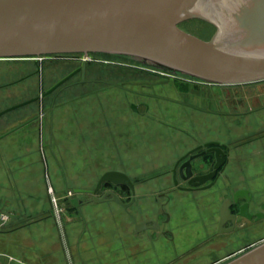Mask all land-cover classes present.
<instances>
[{
    "label": "crops",
    "instance_id": "1",
    "mask_svg": "<svg viewBox=\"0 0 264 264\" xmlns=\"http://www.w3.org/2000/svg\"><path fill=\"white\" fill-rule=\"evenodd\" d=\"M102 68L93 66L89 69V80L84 84H106L119 89L117 83L104 78L109 76L111 70ZM103 71L107 74L103 75ZM214 93L217 92L212 88L205 93L191 89L177 91L179 103L197 112L202 118L196 122L192 118L191 127H195L193 132L180 128L179 132L183 136L176 140L175 147L180 145L181 150L174 155V161L192 148L195 140L225 143L231 149L225 168L231 187L248 189L252 196L250 210L264 213V97L259 95L253 99L250 102L253 107L240 108L239 104L230 103L224 95ZM90 95L93 92L71 96L58 107L54 105L53 99L51 108H38V113L31 116L24 112L10 124L0 127V264H143L139 259L145 257L148 260L151 248L156 249L152 254L164 259H167L164 255L166 252H172L173 256L167 264H209L216 257H222L244 246L252 248L264 241V219L258 222L239 219L233 232L216 235L218 203L208 206L199 202L197 207L188 203L179 210L170 209V205L174 204L171 193L179 191L172 190L171 175L166 171L157 176L166 175L172 186L148 193L143 184L154 176L140 178L132 173L129 175L124 167H102L98 179L107 171H118L126 174L133 182L134 201L123 208L109 199L94 203L90 195L74 193V189H93L98 180L77 183L76 177L82 172L70 175L74 171L68 172L62 167L63 178L56 176L57 183L54 185L50 182L47 188L50 196L48 203V199L41 196V188L44 186L42 180H39L40 189L34 183L36 168L31 166V147L39 144L43 130L45 134L49 132L52 141L60 138L62 147L69 149L73 144L68 130L74 125L81 132L95 133L94 127L74 123V110L61 109L67 101ZM47 96L35 102L41 105L43 98ZM129 104L130 102L127 105ZM135 107L134 113L141 117L145 115L146 111H139ZM144 108L147 110L148 105ZM39 115H43L42 120ZM192 116L193 113L190 117ZM238 127L239 131L235 130ZM110 128L106 127L109 132ZM84 142L77 146L80 152L90 143L86 140ZM116 158V154L93 157L97 165ZM122 159L127 161L126 157ZM80 161L85 162L86 158H81ZM110 187L114 188V193L123 203L130 202L131 193L124 186L104 185V190L98 196ZM54 191H58L60 195L65 194L64 197L72 191L70 199L76 198L80 202L79 207L75 208L66 197L67 205H60L59 208L57 204L55 208L52 202L56 197ZM160 193H167L170 201H160ZM150 197L156 202L152 207L148 206ZM161 204H164L165 210L170 214L169 228L173 231V240L155 237L151 241L150 235L144 231L135 233L134 224L155 218ZM96 205L115 206L118 213L96 212ZM199 209H203L202 214L201 211L198 212ZM4 216L7 217L6 220L2 219ZM211 237L212 241L208 242Z\"/></svg>",
    "mask_w": 264,
    "mask_h": 264
},
{
    "label": "water",
    "instance_id": "2",
    "mask_svg": "<svg viewBox=\"0 0 264 264\" xmlns=\"http://www.w3.org/2000/svg\"><path fill=\"white\" fill-rule=\"evenodd\" d=\"M191 20L212 25L215 31L211 38L202 40L179 28V24ZM75 53L129 57L216 86L261 82L264 81V0H0V59ZM74 73L38 97L1 112L0 116L51 94ZM83 77L84 68L82 80ZM132 109L136 107L132 105ZM195 150L181 157L172 168V184L178 189L203 186L213 179L223 162L222 150L211 148L207 151L215 154L213 170L195 176L191 161L199 155H189ZM186 157L188 160L178 169L179 178L188 185L182 188L177 185L175 169ZM106 184L127 187L132 196L130 202L123 203L113 191L98 196ZM74 193L88 194L94 203L109 199L123 208L134 201L133 182L118 171H107L93 189H74ZM239 198H244L245 203L239 207L238 216L250 220L248 191H236L233 202ZM70 203L75 208L80 205L76 198L70 199ZM229 205L226 199L220 207L218 234L233 230L222 228L226 221L233 224L236 218L229 214ZM261 218V214L256 215V220ZM146 227V222L135 225L136 230ZM156 227L153 222V228ZM224 264H264V241Z\"/></svg>",
    "mask_w": 264,
    "mask_h": 264
},
{
    "label": "rangeland",
    "instance_id": "3",
    "mask_svg": "<svg viewBox=\"0 0 264 264\" xmlns=\"http://www.w3.org/2000/svg\"><path fill=\"white\" fill-rule=\"evenodd\" d=\"M179 28L202 40H209L215 31L212 25L199 20L183 22L179 24ZM88 58L99 62L100 68L110 69L109 76H104V78L117 83L116 86L119 89L106 84H81L76 75L51 95L43 98L41 105L34 102L0 116V127H2L21 117L24 112H28V116H31L38 113V108H51L53 99L55 100L54 105L58 107L62 101L71 96L93 92V95L85 98L67 101L61 109L74 110L76 112L72 117L75 118L74 123L94 127L95 133L81 132L76 125L74 127L72 125L73 128L68 130L73 144L70 149L62 147L60 138L52 141L49 132L44 133L43 138L41 132L39 144L31 147L30 157L31 164H33L31 166L36 168L34 183L40 189L39 180H42L44 186L41 188L43 191L41 196L47 198L48 203L50 196L47 188L50 182L54 185L57 183L56 176L63 178L61 174L63 168L68 172L74 171L70 175L81 171L82 173L76 177L77 183L80 184L98 180L102 167L113 169L124 167L129 175L132 173L140 178L154 176L143 184L148 193L158 191L165 186L170 188L172 185H169L171 183L167 176H157V174L164 171L169 172L174 162V155L180 152V145L178 148L175 147L176 140L183 136L179 132L180 128L193 132L195 127H191L192 118L194 117V122L202 118L197 112L179 103L177 91L191 89V91L202 90L205 93L212 88L219 95H224L230 103L239 104L240 108L253 107L254 105L250 104L253 99L259 95L264 97V81L234 86H212L180 74L145 67L120 56L96 55ZM82 60L83 55L80 53L0 59V112L49 90L79 67ZM102 73L107 74L105 71ZM129 102L130 104L127 105ZM141 103L148 105V109L146 110L145 105ZM132 105L137 106L139 111H146L145 115L141 117L134 113ZM192 113L193 116L190 117ZM39 117L42 120L43 115ZM107 126L111 127L110 132L106 129ZM235 130L239 131V127ZM85 140L90 143H87V146L80 152L77 146L82 145ZM115 154L117 160L102 161L98 165L93 159V157L115 156ZM122 157H126L127 161L125 162ZM81 158H86V161H80ZM54 193L59 208L60 205H67V199L63 196L65 194L60 195L58 191ZM171 195L174 197V204L170 205V209L179 210L188 205L189 201L193 200L192 198L199 202V199L204 198L207 192H172ZM148 199V206L152 207V204L156 202L153 197ZM94 209L104 214L110 211L118 213L115 206L96 205ZM202 210L199 209L198 212L201 211L200 214H202ZM155 250L150 249L148 260L145 257L139 260L143 264H167L173 256L172 252H166L164 255L167 259H164L160 255L152 254Z\"/></svg>",
    "mask_w": 264,
    "mask_h": 264
},
{
    "label": "flooded vegetation",
    "instance_id": "4",
    "mask_svg": "<svg viewBox=\"0 0 264 264\" xmlns=\"http://www.w3.org/2000/svg\"><path fill=\"white\" fill-rule=\"evenodd\" d=\"M82 55L83 56L86 55L88 57L96 56V55H100L101 56V54H96V53H88V54H82ZM120 57L126 58L130 62L137 63V64L145 66V67H150V68H153V69H157V68H154L152 66H149V65H146L144 63H141L139 61L133 60V59H131L129 57H124V56H120ZM93 66L94 67H99L101 65L99 64V62H94L93 60H90V62L89 61H87V62H83L82 61L81 65L79 67L75 68L72 71V72H75V73L68 80L72 79L74 76L77 75L78 78H79L78 79L79 83H85L87 81V72ZM83 68H84V77H83V80H82V70H83ZM66 82H64V83H66ZM62 85H60V86H62ZM188 136H190V135L188 134ZM192 139L195 140L194 137ZM195 141H196L195 145L192 148H190L189 150H187L185 153H183L180 157H178L174 161V163L172 164V166L170 168V171H169V173L171 175V181H172V172L171 171H172V168H173L174 164L181 157H183L185 154H187L188 152H190V151H192L194 149H196V150L194 152L190 153L189 155H192V156L199 155L198 157H195L191 161L192 172H193V175H195V176L196 175L207 174V173H210L213 170V166L215 164V154H214V152L207 151V150H209L211 148H220L222 150L223 154H224L223 162H222L221 166L219 167V169H217L215 171V175H214L213 179L208 181V182H206L203 185V186L210 185L207 189H202L203 186H200V187H197V188H192V190H181V189H178L177 186H172V190L173 191H179L181 193H184V192L196 193V192H202V191H206V192L209 193V194L205 195L204 198L199 199V202H204V204H207L208 206L211 203H218L217 222H216V228H215V234L216 235L218 234L217 232H218V224H219V218H220V207H221V205H222L224 200H226V199L229 200V202H230V205L228 207L229 214L232 215V216H235L236 218H235V221H234L233 224L230 221H226L223 224L222 228L223 229H229V228L232 227L233 230L231 232H233L234 229H235V224L237 223V221L239 219H246V218L238 216L239 207L242 204L245 203V199L244 198H239L238 201L235 203V202H233V194L236 191H239V190L248 191V189H242V188L241 189H235V188H232L230 183H229V179H228V177H227V175L225 173V168H226L227 163H228L229 158H230L231 149H230L229 146H227L225 143H222V142H219V141H216V140H208V141L195 140ZM208 143H212V144L205 146ZM214 143H216L217 145H215ZM198 147H200V148L197 149ZM202 152H205V153L200 155ZM187 160H188V157H186L185 159L180 161L179 164L177 165L176 169H175L176 170V179L178 181L177 185L182 187V188H188V185H187V183L185 181H182L179 178L178 169H179L180 165L182 163H184L185 161H187ZM196 168L198 170L197 172H196ZM103 190H104V186H103L101 191H103ZM106 191H113L114 192V188L110 187V188L106 189ZM128 191H129V189H128ZM248 193H249V196L251 197L250 201L248 203V212L251 215V219L250 220L246 219V220H248L250 222L262 221L264 219V213H262L260 211L259 212H252L250 210V204L252 202V196H251V193L249 191H248ZM160 196L164 199V201H168V200L170 201V199H171L170 196L167 193H160ZM192 199L193 200L189 201V204L196 205L195 207H197L199 202L197 201L198 202L197 203L196 201H194L195 200L194 198H192ZM259 214L262 215V218L259 219V220H256V215H259ZM170 218H171L170 214L165 210L164 204H161L160 208L158 209V211L156 213L155 218H150V219H147L145 221L140 222V223L146 222V226H147L146 228H143V229H140V230H136L135 229V225L136 224H140V223H135L134 226H133V230H134L135 233L144 231L145 233L150 235L151 241H153V239L155 237H161L163 239H167L169 241H172L173 240V231L171 230V228H169ZM153 222H155L157 224L156 228H153ZM221 234H225V233H221ZM213 237L208 239V242L212 241ZM250 248L251 247H249V246H244V247L239 248V249H237L235 251L227 253L226 255H222V257H216L209 264H224L225 262H227V261L235 258L236 256H239L240 254L246 252Z\"/></svg>",
    "mask_w": 264,
    "mask_h": 264
},
{
    "label": "built area",
    "instance_id": "5",
    "mask_svg": "<svg viewBox=\"0 0 264 264\" xmlns=\"http://www.w3.org/2000/svg\"><path fill=\"white\" fill-rule=\"evenodd\" d=\"M82 61H83V62H87V61H90V59L88 58V56L84 55ZM72 195H73L72 191L68 192L67 195H66L67 199H70V198L72 197ZM52 202H53L54 207L56 208V206H57V204H56V200L53 199ZM6 218H7V217H5V216L2 217L3 220H6Z\"/></svg>",
    "mask_w": 264,
    "mask_h": 264
},
{
    "label": "trees",
    "instance_id": "6",
    "mask_svg": "<svg viewBox=\"0 0 264 264\" xmlns=\"http://www.w3.org/2000/svg\"><path fill=\"white\" fill-rule=\"evenodd\" d=\"M101 55H105V56H115V55H108V54H101ZM179 75V74H178ZM181 76H184V75H181ZM185 77H187V78H189V79H191L190 77H188V76H185ZM195 80V79H194ZM106 185H109V184H106Z\"/></svg>",
    "mask_w": 264,
    "mask_h": 264
}]
</instances>
